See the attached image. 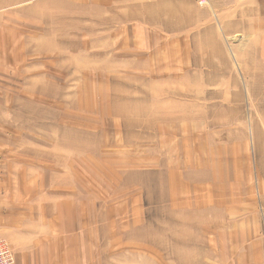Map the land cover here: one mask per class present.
Returning <instances> with one entry per match:
<instances>
[{
	"label": "rangeland",
	"instance_id": "obj_1",
	"mask_svg": "<svg viewBox=\"0 0 264 264\" xmlns=\"http://www.w3.org/2000/svg\"><path fill=\"white\" fill-rule=\"evenodd\" d=\"M182 2L0 0V239L15 262L38 239L12 234L44 217L77 220L80 264H264V31L253 16L210 30L216 7ZM26 163L56 170L48 186L23 181ZM171 171L191 189L169 203Z\"/></svg>",
	"mask_w": 264,
	"mask_h": 264
},
{
	"label": "crops",
	"instance_id": "obj_2",
	"mask_svg": "<svg viewBox=\"0 0 264 264\" xmlns=\"http://www.w3.org/2000/svg\"><path fill=\"white\" fill-rule=\"evenodd\" d=\"M161 1V0H160ZM163 3H157L158 1L154 0V3L152 4V7L154 9L161 8V7H167L168 9L176 8L181 9L184 7V4L182 1L188 2V4H192V0H163ZM238 2H242V0H237ZM236 0H209L208 8L210 7L212 10L216 7L218 21L217 23L210 24L211 27H209L210 30L216 31L217 28H222L224 30H227L228 25L230 23L232 25H239L242 21V16H253L254 19H250V22H255V25L260 24V28H257L259 31H264V0H246L248 2V6L246 7H239L237 6ZM237 6V7H236ZM233 8L231 9V12L225 13L223 8ZM233 11V12H232ZM232 13V21H228L226 19V16H229ZM165 23V22H164ZM215 25V26H214ZM216 27V28H215ZM158 30H164V31H184L186 30V27L181 25L180 27H167V28H161L158 27ZM250 30L254 31L255 28L250 25ZM23 177V181L26 183L28 181L31 182V178L35 176L36 173H40V176H42L41 180H37L40 182H43L45 185L48 186V176H52L55 174L56 170L49 168L48 166H44L42 168L34 167L31 163H26L23 169H19L18 171ZM171 171L169 176V184L170 187L164 189L168 193L166 197L170 202H173L172 198L174 197L172 195L173 192H180L184 191L182 193L186 194L185 190H190L191 185H188L189 188H187L186 183L184 181L186 180L185 177L178 175L179 178V184L178 187H173L171 184L172 179L174 176ZM173 176V177H172ZM25 177V178H24ZM31 177V178H30ZM53 180V178H50V181ZM36 181V179H35ZM178 190V191H177ZM26 191V190H25ZM58 195V193H54ZM38 194H36L37 196ZM50 193L47 191V194L42 193L40 194L41 197H46L48 199ZM52 196V194H51ZM55 196V195H53ZM163 198V200H164ZM76 200L68 201V204H72V206H75ZM137 202V200H136ZM58 204V203H57ZM122 207H127L128 202L122 203ZM172 205V204H171ZM33 219V218H32ZM31 219V220H32ZM34 224V225H33ZM33 225V226H32ZM36 235H33V234ZM26 235H33L32 237L38 240L34 241L35 249L22 247L20 248L19 252L16 254V262L15 264H54L55 262L61 261L63 264H80L82 250H80V241L81 239H84V233L78 229L77 226V220L75 218L72 219H61V220H54L48 219V218H35L34 222H26L23 224L22 228H18L17 233L12 234V239H22V236ZM38 241V242H36ZM59 241V243L57 242ZM69 241H72L73 247H66L65 244H68ZM62 242V243H61ZM62 244V246H60ZM59 245V246H58ZM58 246V247H55ZM76 247V248H75ZM86 253V250L83 251ZM88 254L86 256H89L91 253L90 249H87ZM94 252V251H93Z\"/></svg>",
	"mask_w": 264,
	"mask_h": 264
},
{
	"label": "built area",
	"instance_id": "obj_3",
	"mask_svg": "<svg viewBox=\"0 0 264 264\" xmlns=\"http://www.w3.org/2000/svg\"><path fill=\"white\" fill-rule=\"evenodd\" d=\"M200 7H207L209 5V0H196ZM15 256L14 253L4 239H0V264H14Z\"/></svg>",
	"mask_w": 264,
	"mask_h": 264
},
{
	"label": "bare ground",
	"instance_id": "obj_4",
	"mask_svg": "<svg viewBox=\"0 0 264 264\" xmlns=\"http://www.w3.org/2000/svg\"><path fill=\"white\" fill-rule=\"evenodd\" d=\"M1 37V36H0ZM169 101V100H168ZM84 104V103H83ZM184 164V163H183ZM209 177V176H208ZM172 182V181H171Z\"/></svg>",
	"mask_w": 264,
	"mask_h": 264
}]
</instances>
